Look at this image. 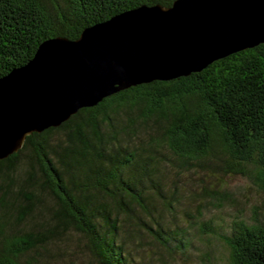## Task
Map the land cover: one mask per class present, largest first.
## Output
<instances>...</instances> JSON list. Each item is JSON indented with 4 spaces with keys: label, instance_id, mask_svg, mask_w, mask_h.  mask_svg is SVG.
Here are the masks:
<instances>
[{
    "label": "trees",
    "instance_id": "1",
    "mask_svg": "<svg viewBox=\"0 0 264 264\" xmlns=\"http://www.w3.org/2000/svg\"><path fill=\"white\" fill-rule=\"evenodd\" d=\"M172 1L0 0V76L45 38H76L116 12ZM197 167L241 173L264 192V41L120 89L28 134L0 158V264H75L65 241L72 231L85 239L86 264H152L144 235L174 258L187 250L189 229L216 237L225 264H264V220L236 216L226 230L203 220L204 208L230 195L222 187L200 180L187 194L193 209L183 207L187 225L175 223L186 196L175 180ZM159 263L168 264L164 255Z\"/></svg>",
    "mask_w": 264,
    "mask_h": 264
},
{
    "label": "water",
    "instance_id": "2",
    "mask_svg": "<svg viewBox=\"0 0 264 264\" xmlns=\"http://www.w3.org/2000/svg\"><path fill=\"white\" fill-rule=\"evenodd\" d=\"M263 41L264 0L139 4L76 38H45L26 63L0 76V158L108 94L200 70Z\"/></svg>",
    "mask_w": 264,
    "mask_h": 264
},
{
    "label": "rangeland",
    "instance_id": "3",
    "mask_svg": "<svg viewBox=\"0 0 264 264\" xmlns=\"http://www.w3.org/2000/svg\"><path fill=\"white\" fill-rule=\"evenodd\" d=\"M175 176L169 173L164 181L166 185H171ZM179 180H175L177 184L184 187L183 203L177 206L175 211L176 224L185 227L187 222L183 213L184 205L193 209L197 199H190L187 194L194 193L200 189L199 181L204 179L208 185H214L216 188H224L230 191V195L226 198L222 206H209L204 208L203 220H212L213 226L222 227L226 230V223L236 216L245 218L249 221L254 218L264 220V192L261 191L257 185L246 175L241 173L224 172L223 170L211 171L207 169L196 168L194 172H185L180 175ZM172 213H167V219L171 220ZM188 239L190 240L185 248L184 253L174 254V258L167 255V253L160 248L155 240L149 235H144L142 239L143 250L142 255L145 260H150L152 264H160L159 257L164 255V259L168 264H225L228 251L224 245L216 239V237L205 234V236L198 233L195 229H189ZM65 241L69 245V251L72 253L71 261L75 264H86L89 258L84 255L85 239L78 233L72 231L67 235ZM136 239L128 243L135 251L134 243ZM56 251V249H53ZM91 264H95L91 262Z\"/></svg>",
    "mask_w": 264,
    "mask_h": 264
}]
</instances>
